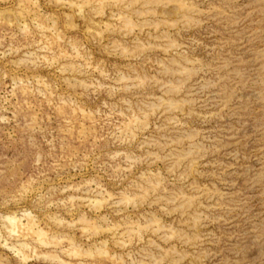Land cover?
<instances>
[{
    "label": "clouds",
    "instance_id": "9594fccd",
    "mask_svg": "<svg viewBox=\"0 0 264 264\" xmlns=\"http://www.w3.org/2000/svg\"><path fill=\"white\" fill-rule=\"evenodd\" d=\"M0 264H264V0H0Z\"/></svg>",
    "mask_w": 264,
    "mask_h": 264
}]
</instances>
